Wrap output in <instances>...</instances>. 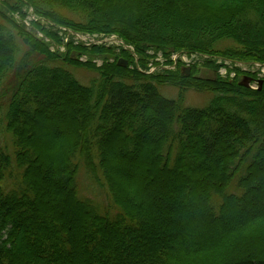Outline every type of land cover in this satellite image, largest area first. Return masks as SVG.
<instances>
[{
    "label": "trees",
    "instance_id": "1",
    "mask_svg": "<svg viewBox=\"0 0 264 264\" xmlns=\"http://www.w3.org/2000/svg\"><path fill=\"white\" fill-rule=\"evenodd\" d=\"M24 8L45 24L26 29ZM48 23L117 34L144 67L152 48L264 63V0H0L13 144L0 146V264H264V75L252 89L212 61L213 78L196 64L146 74L125 50H51L37 35L61 43ZM59 61L99 77L84 84ZM191 88L213 98L186 104ZM82 173L107 199L81 196Z\"/></svg>",
    "mask_w": 264,
    "mask_h": 264
},
{
    "label": "rangeland",
    "instance_id": "2",
    "mask_svg": "<svg viewBox=\"0 0 264 264\" xmlns=\"http://www.w3.org/2000/svg\"><path fill=\"white\" fill-rule=\"evenodd\" d=\"M68 17L73 16L76 17L75 15L67 12L65 13ZM15 19H17L18 21H20V19L22 18L23 20L26 17H22L20 16V14L15 13L14 15ZM33 16L29 14V19H31ZM32 29V26L28 27V30ZM59 35L62 37V33L60 32ZM19 39V38H18ZM20 42V41H19ZM21 44V42H20ZM224 47L225 45L227 46H231L233 45V43L231 41H226L224 44H222ZM63 46V45H62ZM57 45L54 43H51V48H56ZM148 55L146 58V68H143V71H145L146 74H158L159 72H163V70H161L160 66L163 65L161 63H166L167 59H171L172 57H174V55L177 53V56L180 57V60H186L189 63H193V62H198L201 64H204V62H202V57H201V52H187L186 50H180V51H172V52H168L165 53L162 50L158 51L156 49H149L148 51ZM175 53V54H174ZM38 57V55L34 54L33 55V59H36ZM208 59L207 61H212L214 62L219 70H220V76L222 77H228L230 79H233L236 74L238 73V71H240V69L242 70H249L250 72H257V71H261V69L258 67V65L256 63H250V64H242L240 66L228 62V61H223V60H217L215 59H211V58H205ZM60 66L65 67L66 69H69L73 74H75V76L84 84H90L92 82V80L94 78H98L99 74L96 71L93 70H88L85 68H76L70 65H65L63 63H61L60 61L58 62ZM58 65V64H57ZM239 74V73H238ZM198 75L201 77H210L213 78L215 77V72L213 70L210 69H206L203 66H199V72ZM15 80H17V77L15 78V76L13 77V75L11 76L10 80L8 79L5 86H4V94L9 95V93L11 92V88L14 87L16 85ZM8 84V86L6 87V85ZM6 87V88H5ZM160 91L167 97L170 98H175L178 97V94L180 92V89L171 84V83H165L163 85L159 86ZM214 93L211 91H207V90H195L193 88L188 89L185 92V103L189 104V105H193V106H198V107H202L207 105L210 100L213 98ZM5 101V98L2 99ZM4 120V111H2L1 115H0V146L6 147L8 150H13V144H12V140H11V136L9 133H7L5 131V121ZM82 177L80 176V185H82L81 189H80V194L83 197H92L95 198V196H97L100 200V203L103 202V198H106L105 192L101 189V188H96L95 189V193H93L92 190V186L94 185L93 182H90V180L87 178L86 174L82 173ZM104 198V199H105ZM107 199V198H106ZM112 212V211H111ZM112 213H115V211H113Z\"/></svg>",
    "mask_w": 264,
    "mask_h": 264
},
{
    "label": "bare ground",
    "instance_id": "3",
    "mask_svg": "<svg viewBox=\"0 0 264 264\" xmlns=\"http://www.w3.org/2000/svg\"><path fill=\"white\" fill-rule=\"evenodd\" d=\"M58 25V24H57ZM60 27H61V29H59L58 31H57V33L59 34L60 32L62 33V37L60 36V40H61V42L62 41H66V42H73V41H76V40H78V36H79V34H81L82 32H84V31H78V30H74V29H72V28H70V27H67V26H64V25H59ZM115 35H117V34H115ZM38 36L41 38V39H43V40H45V38H46V36L39 30L38 31ZM125 51H127L128 53H130V55L135 59V61H136V66H137V69L139 70V71H141V72H143V73H145V71H143V68H146V67H144V66H141L139 63H138V60H139V56H138V54H137V52H136V50H135V48H134V52L133 51H131V50H125ZM117 54V53H116ZM201 54V57H202V62H205V61H207L208 59H205V58H211V59H215L216 58V61L217 60H223V61H228V62H231V63H234V64H236V65H238V66H240V65H242V64H248L249 62H251V61H248V62H246V61H241V60H232V59H228V58H226V57H223V56H221V55H217V54H210V53H204V52H201L200 53ZM112 58V57H111ZM252 62H259V61H252ZM119 64V63H118ZM162 64V63H161ZM198 65V66H202V64L201 63H198V62H193V63H191L190 65H186V64H181V65H179L178 67L182 70V73L183 74H190V72H191V67L193 66V65ZM120 65V64H119ZM128 65V63L124 66V67H126ZM120 66H122V65H120ZM177 67V68H178ZM241 67V66H240ZM160 68H161V70H163V71H165V70H168V71H170V70H176L177 68H175V69H172V68H168V67H163V65H161L160 66ZM188 68H190V71H187V69ZM240 71L242 72V75H241V77H243V76H246L247 75V73H253V72H250L249 70H242V69H240ZM217 74L220 76V70H219V68L217 69ZM223 77V76H222ZM241 84L243 85V86H246V87H250V88H252V89H257L258 87H255L254 85H253V83H242L241 82ZM262 84H263V81H262V83H261V85L259 86V88H262Z\"/></svg>",
    "mask_w": 264,
    "mask_h": 264
},
{
    "label": "water",
    "instance_id": "4",
    "mask_svg": "<svg viewBox=\"0 0 264 264\" xmlns=\"http://www.w3.org/2000/svg\"><path fill=\"white\" fill-rule=\"evenodd\" d=\"M118 63L122 66H125L127 64V61L120 59ZM187 71H190V68H188Z\"/></svg>",
    "mask_w": 264,
    "mask_h": 264
}]
</instances>
